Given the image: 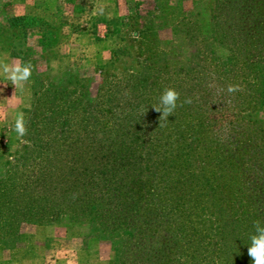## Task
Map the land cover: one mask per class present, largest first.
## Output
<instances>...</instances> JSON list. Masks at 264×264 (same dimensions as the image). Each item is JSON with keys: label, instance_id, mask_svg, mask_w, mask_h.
<instances>
[{"label": "rangeland", "instance_id": "rangeland-1", "mask_svg": "<svg viewBox=\"0 0 264 264\" xmlns=\"http://www.w3.org/2000/svg\"><path fill=\"white\" fill-rule=\"evenodd\" d=\"M56 1L54 6L30 0L23 9L53 12L48 19L21 15L57 29L52 45L40 47L37 25L24 37L2 30L6 18L17 16L16 7L27 2L0 0V54L7 62L33 66L25 91L0 75V181L26 164L24 159L39 156L34 144L64 102L47 92L50 87L61 90L71 83L76 99L84 92L94 104L104 76L117 83L130 79L143 94L142 103L130 102L128 110H147L148 136L163 143L148 154L155 173L151 189L180 212L169 221L180 237L168 250L171 262L165 252L154 258L161 264H253L248 255L253 225L260 220L264 226V0L248 5L237 19L232 11L239 10L238 3L244 8L252 0ZM230 84L242 90L230 94ZM167 88L176 89L180 99L159 127L162 113L153 105L159 106ZM34 92L47 103L41 105L43 121L32 114ZM188 98L191 103L180 106ZM116 105L121 109L123 103ZM18 111L28 120L23 144L12 130ZM21 232L16 244L3 243L9 249L0 246V264L137 263L130 236H108L68 215L41 226L24 224ZM158 235L163 234L155 232L154 238ZM140 256L137 264H146L149 257L144 251Z\"/></svg>", "mask_w": 264, "mask_h": 264}, {"label": "trees", "instance_id": "trees-1", "mask_svg": "<svg viewBox=\"0 0 264 264\" xmlns=\"http://www.w3.org/2000/svg\"><path fill=\"white\" fill-rule=\"evenodd\" d=\"M254 2L258 4L256 0L245 2L244 8L238 3L240 8L232 11V19L245 16L246 12L241 14V10ZM32 25H37L41 33L39 46L52 45L51 39L58 31L39 18L10 16L2 30L11 36L24 37L33 29ZM153 78L155 84L161 79ZM113 79L116 78L104 76L94 104L86 101L84 92L81 100L76 99L71 83L61 90V87H50L47 91L56 101L64 102L52 111L55 120L44 124L48 127L41 130L43 138L34 144L39 156L24 159L26 164L0 181V246L3 249L8 248L3 243L11 239L15 244L18 242L24 224L41 226L60 215H68L73 222L85 221L108 236H130L136 241L133 255L138 260L144 251L149 257L146 264H161L154 256L165 252L169 257L168 250L178 244L180 237L177 240L174 233L178 228L169 221L180 212L164 203L162 197L157 200L151 189L150 180L155 178V173L148 154L150 150L163 149L162 139L150 140L152 127L143 123L147 110H128V103H142L139 95L143 93L132 86L130 79L119 83ZM76 84L86 89L84 82L76 81ZM38 95L34 92L32 114L43 121L45 111L41 105L47 103L41 102ZM260 95L263 97V93ZM119 101L123 103L121 109H117ZM78 105H81L79 109ZM149 215L154 218L151 222L147 220ZM157 222L160 223L156 230H152L151 224ZM154 231L163 235L155 239ZM137 260L134 263H140ZM167 262H171L170 257Z\"/></svg>", "mask_w": 264, "mask_h": 264}, {"label": "clouds", "instance_id": "clouds-1", "mask_svg": "<svg viewBox=\"0 0 264 264\" xmlns=\"http://www.w3.org/2000/svg\"><path fill=\"white\" fill-rule=\"evenodd\" d=\"M33 66L30 62L28 63H10L7 62L2 54H0V75L11 82L15 89L19 88L21 91H25L27 84L31 78ZM242 87L238 84H230L227 87L228 93H235L241 91ZM180 99V93L174 88H167L160 96L159 106L153 105L157 112L162 113L160 116L161 121L167 119L173 114L175 109L178 107L177 101ZM183 103H191V98L183 101ZM144 114V113H143ZM28 120L25 118L23 111H18L15 114V122L12 126V130L20 138V142L23 144L26 141L23 139L28 134ZM255 234L250 236L251 245L248 249V255L252 258L253 264H264V226L260 220L254 222L253 225Z\"/></svg>", "mask_w": 264, "mask_h": 264}, {"label": "crops", "instance_id": "crops-1", "mask_svg": "<svg viewBox=\"0 0 264 264\" xmlns=\"http://www.w3.org/2000/svg\"><path fill=\"white\" fill-rule=\"evenodd\" d=\"M48 1V3H50V4H52V5H54V6H56V3H58V1H56V0H47ZM25 2H27V4L28 5H22V7H16V15L17 16H21V15H36V16H38V17H41V18H45V19H48V14L50 13H53L51 10H49L47 13H26L25 12V10H23L24 8H29V5H30V0H25ZM31 7V6H30ZM55 10V9H54ZM21 11V12H20ZM23 11V12H22Z\"/></svg>", "mask_w": 264, "mask_h": 264}]
</instances>
